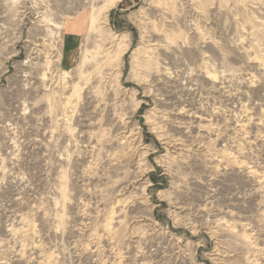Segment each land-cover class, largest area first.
I'll use <instances>...</instances> for the list:
<instances>
[{"label": "rangeland", "instance_id": "1", "mask_svg": "<svg viewBox=\"0 0 264 264\" xmlns=\"http://www.w3.org/2000/svg\"><path fill=\"white\" fill-rule=\"evenodd\" d=\"M0 264H264V0H0Z\"/></svg>", "mask_w": 264, "mask_h": 264}, {"label": "crops", "instance_id": "2", "mask_svg": "<svg viewBox=\"0 0 264 264\" xmlns=\"http://www.w3.org/2000/svg\"><path fill=\"white\" fill-rule=\"evenodd\" d=\"M68 25L70 26L68 27L66 36L70 39L78 38L81 35V33L75 30L79 28L78 25H84V23L80 19H75L74 21L68 23Z\"/></svg>", "mask_w": 264, "mask_h": 264}]
</instances>
